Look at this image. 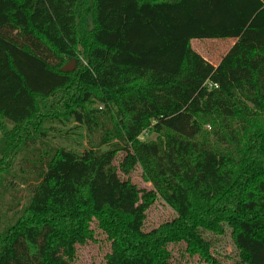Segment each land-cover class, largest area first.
I'll use <instances>...</instances> for the list:
<instances>
[{"label": "trees", "instance_id": "trees-1", "mask_svg": "<svg viewBox=\"0 0 264 264\" xmlns=\"http://www.w3.org/2000/svg\"><path fill=\"white\" fill-rule=\"evenodd\" d=\"M193 39L234 43L213 65ZM70 122L82 151L49 138ZM0 132L24 158L0 139V264H74L93 218L103 264H169L181 240L209 257L223 222L264 264V0H0ZM158 197L177 217L146 232Z\"/></svg>", "mask_w": 264, "mask_h": 264}, {"label": "rangeland", "instance_id": "rangeland-1", "mask_svg": "<svg viewBox=\"0 0 264 264\" xmlns=\"http://www.w3.org/2000/svg\"><path fill=\"white\" fill-rule=\"evenodd\" d=\"M230 43L231 40L228 39H193L190 42L194 50L214 64L226 53ZM55 125L56 128L61 129L58 135L49 137L55 145L64 146L76 151H82L89 146L88 137L83 126H76L74 122L66 123L64 126L58 123H55ZM2 136L3 134L0 132L1 143H4L3 146L5 145L4 162H10L14 167L13 170H17V167L19 168V165H21V161L24 160V158H21L23 157V151L18 149L19 147H14L13 152L11 151L12 154L8 152L10 145L8 146L7 143L14 142L15 139L12 137L15 136L7 135L3 136V138ZM141 137L142 139H152L154 135L150 132H145ZM125 160L126 155L123 151L118 153L114 160L119 177L131 181L140 190H153L139 165L132 166L129 171H124L121 168ZM6 197L4 194L2 200ZM176 217L177 215L174 210L164 200L158 197L146 211L143 230L146 232L151 231L170 223ZM221 226L224 227L223 233L201 229L203 236L211 243L209 257L195 251H190L188 244L183 240L167 243L166 251L169 264H213L214 261L220 264H244L232 241L231 227L225 222L221 223ZM89 229L91 230L90 237L84 243L76 244L75 254L71 259L74 264H103L107 256L111 253L113 241L99 227L97 218H93Z\"/></svg>", "mask_w": 264, "mask_h": 264}, {"label": "crops", "instance_id": "crops-1", "mask_svg": "<svg viewBox=\"0 0 264 264\" xmlns=\"http://www.w3.org/2000/svg\"><path fill=\"white\" fill-rule=\"evenodd\" d=\"M228 40H231V43H230V46H229V48H230V47L233 45V43H234V39H228ZM207 60H208V59H207ZM209 62H210V61H209ZM218 62H219V61H218ZM218 62H217V63H218ZM211 63H212V62H211ZM217 63H215V64L212 63V64H213V65H216Z\"/></svg>", "mask_w": 264, "mask_h": 264}, {"label": "water", "instance_id": "water-1", "mask_svg": "<svg viewBox=\"0 0 264 264\" xmlns=\"http://www.w3.org/2000/svg\"><path fill=\"white\" fill-rule=\"evenodd\" d=\"M69 68H70L69 66L65 67V69H69Z\"/></svg>", "mask_w": 264, "mask_h": 264}, {"label": "built area", "instance_id": "built-area-1", "mask_svg": "<svg viewBox=\"0 0 264 264\" xmlns=\"http://www.w3.org/2000/svg\"><path fill=\"white\" fill-rule=\"evenodd\" d=\"M216 86V84H214Z\"/></svg>", "mask_w": 264, "mask_h": 264}, {"label": "clouds", "instance_id": "clouds-1", "mask_svg": "<svg viewBox=\"0 0 264 264\" xmlns=\"http://www.w3.org/2000/svg\"><path fill=\"white\" fill-rule=\"evenodd\" d=\"M141 139H142V137H141Z\"/></svg>", "mask_w": 264, "mask_h": 264}]
</instances>
